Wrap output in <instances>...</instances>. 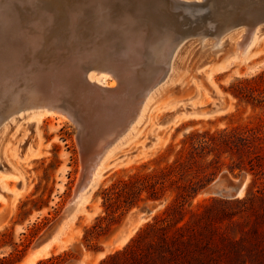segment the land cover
<instances>
[{"label": "rangeland", "instance_id": "obj_1", "mask_svg": "<svg viewBox=\"0 0 264 264\" xmlns=\"http://www.w3.org/2000/svg\"><path fill=\"white\" fill-rule=\"evenodd\" d=\"M39 1L37 6L43 14H51L56 9V0ZM118 7L113 5V10ZM122 10L125 13L131 11V7ZM114 14L115 11L110 15L116 17ZM220 14L219 18L233 24L247 23L250 28L264 21V4L261 0H251L244 6L222 10ZM27 15L24 12L21 18L30 20ZM134 24L131 26L135 32L144 35L138 24ZM146 25L149 28V24ZM240 27L245 29V26ZM47 33L53 38L54 33ZM93 34L71 39V44H66L68 53L52 47L54 53H48L51 54L48 58L55 56V52V58H61L57 52L67 58L75 52H71V48L78 47L76 51L86 49L92 37L95 38ZM226 36L218 50L204 54L205 49L197 52L196 48L201 44L196 42V48L191 46L183 53L153 97L143 123L136 125L129 137L122 140L103 163L98 178L86 189V203L67 211L65 218L63 211L80 179L83 159L95 149L89 146L90 143L98 139L93 138L86 147V141L83 140L84 144L80 140V127L75 122L61 116H47L37 122L31 110L23 114L18 112L17 109L27 105L26 102L15 101L10 108L17 110L12 115L14 118L9 114L12 121L4 122L6 125L2 124L0 129V169L11 172L7 178L0 179V260L6 258L12 264H37L39 261L41 264H72L76 261L101 264L104 259L122 251L147 227L155 223L158 226L174 223L175 219L169 216L171 212L167 211L171 204L182 205L183 212L177 216H183L182 223L193 222L206 209L212 208L211 215L217 218L221 231L240 239L242 232L252 227L254 211L264 209V35L241 60L234 59L232 42ZM51 60L50 64L54 62ZM148 65L150 63L145 66ZM152 71L145 72V87L154 77L150 75ZM105 82L112 80L108 76ZM118 88L114 89L117 91ZM65 93L57 91L47 99L54 103L71 102L69 106L78 108L80 95L75 90ZM213 103H217L223 113L200 112L210 110ZM173 117V124L166 125ZM191 134H207L217 139L224 135L229 139L228 145L216 146L215 151L207 149L202 154L200 178L206 177L209 182L195 197L178 198L179 191L175 186L165 183L163 188L157 186L158 194L154 199L149 198V193L142 192L131 208L119 209L115 214L106 210L105 189L136 174L147 175L166 166L178 156L181 148L185 149V154L193 146ZM246 137L253 138L250 148H242L240 138ZM80 144H84V154ZM141 145H144L143 149ZM27 149L34 155L19 162L15 153L23 156ZM228 182L243 184L238 197L229 195ZM231 220L238 224H231ZM49 242L53 244L45 251L43 247ZM31 252L35 256L30 257ZM262 258L260 253L252 254L246 264H259Z\"/></svg>", "mask_w": 264, "mask_h": 264}, {"label": "bare ground", "instance_id": "obj_2", "mask_svg": "<svg viewBox=\"0 0 264 264\" xmlns=\"http://www.w3.org/2000/svg\"><path fill=\"white\" fill-rule=\"evenodd\" d=\"M38 1L0 0V129L4 122L12 121L9 114L31 110L37 122L47 116L67 117L75 122L86 147L87 142L95 137L98 139L99 143L93 140L89 145L95 149L83 159L80 177L83 181L65 206L63 218L73 207L86 203V189L98 178L103 163L122 140L129 137L136 125L143 123L153 97L186 50L191 46L196 48V42L201 44L197 52L218 50L222 47L223 36L233 31L226 37L232 42L234 59L241 60L264 35V21L249 28L247 23L233 24L219 18L222 10L244 6L251 0H121L119 3H115L116 0H56V9L51 14H43L38 9ZM261 3L264 4V0ZM126 4L131 11L123 13ZM113 5L119 6L117 10H113ZM113 11L116 19L110 15ZM24 12L30 20L25 16L26 20L21 18ZM150 13L153 14L150 16ZM135 22L144 35L135 32L131 26H135ZM87 29H92V33ZM47 32L54 33L53 38L48 37ZM83 33H96L86 49L76 51L77 44L74 46L77 48H71V52H75L67 58L62 57L61 52H57L60 59L55 58L56 52L53 60L48 58L52 47L65 50L71 39L81 38ZM65 51L69 52L68 47ZM50 60L55 63L50 64ZM149 68H153L150 75L154 77L145 87L144 78L151 71ZM108 76L111 83L105 82ZM70 90L81 97L78 108L69 106L71 102L54 103L47 99L57 91L70 94ZM39 97H43L42 100L36 99ZM18 99L27 105L11 110ZM220 108L213 103L210 110L200 112L223 113ZM174 118L165 124H173ZM81 145L83 153L85 147ZM30 155H34L31 149L23 156L15 153L19 162L26 161ZM0 170L1 180L11 173L9 169ZM52 244H45L43 249L47 251ZM33 256L31 252L30 257Z\"/></svg>", "mask_w": 264, "mask_h": 264}, {"label": "trees", "instance_id": "obj_3", "mask_svg": "<svg viewBox=\"0 0 264 264\" xmlns=\"http://www.w3.org/2000/svg\"><path fill=\"white\" fill-rule=\"evenodd\" d=\"M252 139L240 138L242 148H250ZM190 140L193 143L190 150L184 154L185 149L181 148L178 156L166 166L147 175L136 174L105 189L106 210L111 214L122 208L127 210L136 205L142 192L154 199L158 194L157 186L163 188L165 183L175 186L178 198L195 197L209 182L206 177L200 178L202 154L207 149L215 151L216 146L228 145L229 139L224 135L217 139L207 134H191ZM181 207L171 204L167 209L174 223L162 226L155 223L147 227L122 251L101 264H246V259L259 253L263 255L259 264H264V209L254 211L252 227L244 230L240 239H235L221 231L217 218L211 215L212 208L206 209L193 222L182 223L183 216L177 218L183 212ZM231 224L238 223L231 220ZM0 264L12 263L3 258Z\"/></svg>", "mask_w": 264, "mask_h": 264}, {"label": "water", "instance_id": "obj_4", "mask_svg": "<svg viewBox=\"0 0 264 264\" xmlns=\"http://www.w3.org/2000/svg\"><path fill=\"white\" fill-rule=\"evenodd\" d=\"M81 177V176H80ZM82 179L80 178L79 179V181H78V183H77V185H76V188H75V191H74V194H73V196L76 194V192H77V190H78V188L81 186V183H82ZM242 183H238V184H232L231 182H228V184H227V190H228V192L230 193L229 195L230 196H232V197H237V193H238V191L241 189V187H242ZM52 235H50L49 236V238L51 237ZM48 238V239H49ZM80 261H76V262H74V263H72V264H78Z\"/></svg>", "mask_w": 264, "mask_h": 264}]
</instances>
